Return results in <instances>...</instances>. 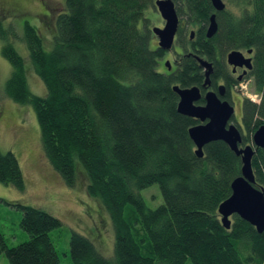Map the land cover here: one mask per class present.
Wrapping results in <instances>:
<instances>
[{"label": "trees", "instance_id": "obj_1", "mask_svg": "<svg viewBox=\"0 0 264 264\" xmlns=\"http://www.w3.org/2000/svg\"><path fill=\"white\" fill-rule=\"evenodd\" d=\"M173 1L182 24L176 40L180 54L175 70L166 73L158 71L166 52L151 49L155 36L146 18L155 0H64L50 51L29 22L18 37L0 17L2 54L12 66L6 97L34 109L54 169L74 187L81 165L88 196L101 200L112 220L114 257L103 256L94 242L73 232L74 264H264V232L238 215L226 229L218 212L241 176V157L222 141L206 145L198 157L189 130L200 122L178 112L173 90L199 87L205 94L198 57L221 64L217 58L228 52L253 50V84L261 101L245 99L241 124L230 122L242 132V145L251 144L264 125V0H233L238 10L223 12L210 0ZM214 13L219 27L208 39ZM191 27L197 28L194 39ZM9 37L26 46L30 67ZM29 69L43 82L46 96L31 91ZM212 82L216 87L219 81ZM252 165L254 186L264 190L261 149ZM24 182L16 156L0 151V183L24 191ZM154 184L164 202L150 209L141 192ZM0 202L22 211L21 227L30 236L10 248L0 231V255L10 264H62L51 239L61 221L43 209Z\"/></svg>", "mask_w": 264, "mask_h": 264}, {"label": "rangeland", "instance_id": "obj_2", "mask_svg": "<svg viewBox=\"0 0 264 264\" xmlns=\"http://www.w3.org/2000/svg\"><path fill=\"white\" fill-rule=\"evenodd\" d=\"M223 1L227 4L228 10H238L233 0ZM65 10L64 0H0V17L3 19L4 28H13L18 37H23L25 23L29 22L43 36L47 51L53 47L52 37L56 19ZM146 18L151 20V30L165 25L156 8L147 11ZM188 30L190 33L197 28L191 27ZM9 42L25 59L27 68L30 67L31 61L23 42L13 37H9ZM3 44L0 38V151L12 152L16 156L24 177L25 189L19 191L12 186L0 183V199L13 204L19 203L43 209L61 221V227L51 233V239L62 264H74L70 254L73 232L89 238L103 256L113 258L116 236L112 220L102 201L88 196L89 181L85 170L78 165L76 186H68L45 154L34 109L28 105L17 104L6 97L5 87L12 73V66L2 54ZM157 47L158 39L154 37L151 39V49L154 50ZM177 49L175 46V49L159 61V72L168 71L167 61L173 63L175 70L176 58L180 54ZM27 76L31 91L35 95L46 96V88L35 72L29 69ZM241 86H247L243 94L248 92L249 95H256L253 83L245 82ZM242 97L246 98L244 95ZM235 100L233 119L241 124L242 100L239 96H235ZM232 124L236 125L234 122ZM79 172L84 175H81L78 180ZM141 193L150 209H156L164 202L157 184L144 189ZM22 217L21 210L0 202V231L4 234L10 248L17 247L30 239L28 233L21 227ZM0 264H10L5 254L0 255Z\"/></svg>", "mask_w": 264, "mask_h": 264}, {"label": "water", "instance_id": "obj_3", "mask_svg": "<svg viewBox=\"0 0 264 264\" xmlns=\"http://www.w3.org/2000/svg\"><path fill=\"white\" fill-rule=\"evenodd\" d=\"M217 12L225 11L227 5L223 0H210ZM155 7L162 16L165 25L163 28L152 29L153 34L159 39V48L163 51H171L175 47V37L180 27V18L173 0H157ZM216 14L210 17V24L207 28L208 39L213 38L218 31ZM195 32H191V39H194ZM253 53V50H249ZM200 66L207 70V81L202 85L208 89L211 82L209 77L212 71V64L208 61L197 58ZM228 62L233 66L246 65L252 69V59L244 60L240 51H233L228 55ZM167 69L171 71V63L167 61ZM174 92L179 96L178 112L184 116L193 118L200 124L189 130L190 138L196 146V154L202 158L204 147L212 142L222 141L242 160L241 176L232 183V195L219 207L221 221L226 229L232 226V218L238 215L247 223L251 224L261 234L264 232V190L257 189L255 172L252 160L256 151L261 149L264 155V125L253 135V143L242 146V132L236 125L230 124L235 117V109L228 102L221 98L225 96V86H219L218 92L207 90L202 93L201 88H181L174 86ZM204 101V104H199Z\"/></svg>", "mask_w": 264, "mask_h": 264}, {"label": "flooded vegetation", "instance_id": "obj_4", "mask_svg": "<svg viewBox=\"0 0 264 264\" xmlns=\"http://www.w3.org/2000/svg\"><path fill=\"white\" fill-rule=\"evenodd\" d=\"M175 7H176V4H175ZM161 18H162V16H161ZM180 21H181V18H180ZM180 25H181V22H180ZM163 27H161V28H163ZM239 51L243 54L244 60L252 59V69L247 68L246 65L237 66V67L233 66V65H230L229 62H228V55H229V52H228V53H226L224 58H223V56H221L220 58H217L216 61H218V62L219 61H223L221 64H216L215 62L212 63L213 64L212 71H211L212 73H211V75L209 77V79H210L209 81H211V87H210L209 90H213L215 92H218L219 86H221V85L225 86L226 93H225V96L222 97L221 99L223 101H228L234 107V109H235V105H236L235 96H239L241 98L242 104H243V101L245 99H247V97H248L247 93L243 94V93H245L243 88L241 90L239 89L241 84L245 83V82H248L249 84H250V82L254 83V77H253V69H254V66H255L254 52L250 54L249 50H239ZM165 52H166V55H167V53H169L170 51H168V52L165 51ZM171 64H172L171 65V67H172L171 71H173L174 70L173 69L174 68L173 67V63L171 62ZM219 67H220V69H218ZM202 70H203V75H204V80L203 81H207V77H206L207 70L205 68H203ZM171 71L169 70L167 72H171ZM212 81H219L216 87L213 86V82ZM228 81L229 82L230 81H234L235 82L233 84V87L228 86ZM246 88H247V86H246ZM243 95L246 96V98L242 97ZM251 101L255 102V103H260L261 96L258 95Z\"/></svg>", "mask_w": 264, "mask_h": 264}, {"label": "bare ground", "instance_id": "obj_5", "mask_svg": "<svg viewBox=\"0 0 264 264\" xmlns=\"http://www.w3.org/2000/svg\"><path fill=\"white\" fill-rule=\"evenodd\" d=\"M235 51H239V50H235ZM233 52V51H232ZM231 53V52H230Z\"/></svg>", "mask_w": 264, "mask_h": 264}]
</instances>
